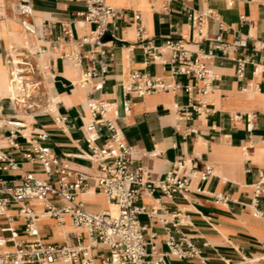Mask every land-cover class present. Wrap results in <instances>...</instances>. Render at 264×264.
Returning <instances> with one entry per match:
<instances>
[{
    "label": "crops",
    "instance_id": "0c3cea01",
    "mask_svg": "<svg viewBox=\"0 0 264 264\" xmlns=\"http://www.w3.org/2000/svg\"><path fill=\"white\" fill-rule=\"evenodd\" d=\"M104 1L128 15L118 21L116 40L103 38L105 50L113 53L107 73L102 78L90 79L82 86L79 82L81 72L90 62L86 58L73 62L67 55L87 51L89 45L79 48L72 42H63L61 24L69 22L74 40L88 35L93 25L78 22L82 17L76 15L85 10L86 1L31 0V21L37 31L50 40L46 43V51L38 56L35 53L37 42L33 37L30 38V46L25 47L24 37L18 40L13 34L16 31L22 35L18 0H0V70L7 68L9 80L8 54L15 49L21 58L28 57L39 82L32 98L39 108L36 112H22L10 97H0V120L3 119L0 124V153L12 157L16 164L15 167L0 169V180L17 182L30 172L44 178L39 164L23 159L22 152L32 144L48 146L71 168L86 173L91 192L88 190L77 195L86 209L99 212L107 208V200L95 187L97 164L89 160L91 149L86 142L83 125L89 117L88 100L110 101L118 112L115 118L118 128L126 143L136 150L135 162L143 166L151 178L162 177L179 159H192L199 168L209 166L212 169V174L205 180L192 178L188 190L182 194L167 197L157 191L153 196L143 195L140 199L145 211L138 220L147 226L146 233L151 242L161 251L166 250L165 231L148 214L151 207L156 206L155 197L169 211L179 209L189 217L190 225L183 231L192 237L199 253L185 259L168 256L167 262L264 264V216H255L251 208L253 185L262 182L264 186V70L254 71V67L264 65V0ZM207 10H211L212 15L205 17L203 32L197 35L188 14ZM133 12L141 14L144 35L153 46L148 55L136 42L131 20ZM220 32L223 41L234 47L229 54L215 41ZM180 36H184L186 46L191 50L212 52L206 63L218 78L214 81L213 91L206 97L205 106L194 109L193 105L198 106L197 95L195 99L188 100L183 89H168L141 97L132 94L130 110L124 113L122 103L126 97L122 84L130 72H145L168 86L174 82L168 63L151 60L146 64L145 58L160 53L162 59L168 60L169 51L161 50L163 43L168 38ZM236 58L247 60L242 75L237 73ZM177 81L180 84L193 82L191 77L183 75L177 77ZM100 82L102 88L96 89ZM53 97L59 99L53 103ZM9 102L13 104L12 111L8 109ZM52 104L56 111H43V107L52 108ZM247 113L253 114L250 130L246 128L245 117L234 119L236 114L245 116ZM56 116H65L66 119L58 122ZM10 122L17 124V146L9 142ZM40 135H45V138H40ZM104 136V132H100L94 142L96 146L103 145ZM4 164L6 162H0V165ZM218 194L227 199H217ZM25 204L33 210L41 209L33 201ZM19 207L12 204L8 208V214L13 216L11 221L0 215V236L5 238L0 251H11L16 240L27 238L24 220L17 216ZM257 207L264 213V194L258 199ZM67 223L70 224L68 218L63 225ZM46 225L50 226V233L46 232ZM63 225L51 217L39 219L40 238L47 243L64 242L66 232H61ZM107 253L101 247L92 250L97 261Z\"/></svg>",
    "mask_w": 264,
    "mask_h": 264
},
{
    "label": "built area",
    "instance_id": "2783aa9c",
    "mask_svg": "<svg viewBox=\"0 0 264 264\" xmlns=\"http://www.w3.org/2000/svg\"><path fill=\"white\" fill-rule=\"evenodd\" d=\"M85 1V10L77 12L76 15L82 17V21L78 22L93 25L88 35L74 40L69 22L61 24L63 42H72L79 48L89 45L87 51L67 55L73 62H79L82 58L90 62L81 72L82 86L90 79L102 78L107 73L113 53L105 50L106 42L103 38L109 35L110 39L116 40L118 21L128 15L121 9L107 5L104 0ZM18 8L24 46H30V38L33 37L37 42L35 53L40 56L46 51V43L50 40L44 33H39L31 21V0H18ZM209 15H212L211 10L188 14L195 34H202L204 19ZM131 20L135 27L136 42L144 49L146 55L150 54L153 46L144 35L141 14L133 12ZM220 29H223L222 24ZM215 41L221 44L225 53L233 51L234 47L223 41L221 32L216 35ZM164 49L169 51L168 60L162 59L160 53H156L152 58L147 56L145 63L149 64L151 60L168 63L174 82L168 86L145 72H130L122 84L126 97L122 103L124 113L130 110L132 94L141 97L168 89H183L188 100L195 99L197 95L198 106L193 105L194 109L205 106L206 97L213 91L214 81L218 78L213 68L206 63V60L212 57V52L191 50L186 46L184 36L166 39L161 50ZM15 51H9L7 60L10 65L9 85L12 86L10 99L20 111L33 113L39 109L32 99L39 82L28 57L21 58ZM235 61L237 73L242 75L247 60L236 58ZM263 70L264 65L260 68L254 67V71ZM182 75L191 77L193 82L180 84L177 77ZM95 88L101 89V82ZM86 105L89 117L83 128L86 132V142L91 149L89 160L97 164L95 187L113 208L108 206L99 212L87 210L77 198L78 194L89 189L86 173L71 168L64 158L53 153L48 146L32 144L22 152V157L26 161L39 164L45 177L39 178L30 172L24 174L17 182L0 180V215L7 216L11 221L13 216L8 214V208L12 204H18L20 207L17 216L24 220V231L27 235L26 239L15 241L13 250L0 251V264H53L57 261L71 264H169L166 260L168 256L185 259L197 255L199 251L192 237L183 231L184 227L190 225L188 215L179 209L169 211L160 203L158 197H155L156 206L151 207L148 214L155 218L165 231L166 250L161 251L155 246L146 233L147 226L138 220V216L145 211L140 199L143 195L153 196L157 191L167 197L182 194L188 190L192 178L205 180L212 174V169L209 166L201 169L192 159H179L162 177L151 178L144 167L135 162L133 156L136 150L126 143L115 122L118 115L115 104L96 99L88 100ZM43 108L52 111L48 106ZM243 117L247 130H250L253 114H236L234 119L240 120ZM65 119V116L55 118L58 122ZM9 124V142L12 146H17V124ZM100 132L105 134L104 143L102 146H96L94 142L99 138ZM39 137L45 138V135ZM0 162H6L0 165V169L16 166L13 158L3 152L0 153ZM263 194L262 182L254 184L251 208L255 216H264L263 211L257 207L258 199ZM217 199L225 201L227 198L218 194ZM27 201L36 202L41 209L33 210L25 204ZM41 216L54 218L59 225H63L68 218L73 230L66 232L62 243L44 242L37 227ZM4 241L5 238L0 236V244ZM98 247L108 252L99 261L92 254V250Z\"/></svg>",
    "mask_w": 264,
    "mask_h": 264
},
{
    "label": "bare ground",
    "instance_id": "6f19581e",
    "mask_svg": "<svg viewBox=\"0 0 264 264\" xmlns=\"http://www.w3.org/2000/svg\"><path fill=\"white\" fill-rule=\"evenodd\" d=\"M219 27V26H218ZM13 34L15 35V38H18V40H20L21 38H22V36H23V34L20 36L19 34H18V32H13ZM17 46V45H16ZM4 48V47H3ZM7 48V47H6ZM6 48H4V49H6ZM30 48V47H29ZM40 58V57H39ZM38 58V59H39ZM41 63V62H40ZM7 67V66H6ZM7 68H2L1 70H0V97H3V99H6V98H9L10 97V90L12 91V86H10L9 85V80H8V76H7V70H6ZM45 70V69H44ZM50 74V73H49ZM52 74V73H51ZM49 79V78H48ZM77 81H74V83H76ZM80 82V81H79ZM45 88V87H44ZM47 95H48V93H47ZM51 97V96H50ZM59 98L58 97H53V99H52V102L54 103L55 101H57ZM61 99V98H60ZM13 106V104H12V102H9V104H8V109H9V111H12V107ZM52 109H54V105L52 104ZM74 108V107H73ZM13 109H14V107H13ZM44 109V108H43ZM55 110V109H54ZM43 111H45V110H43ZM56 111V110H55ZM75 112V111H74ZM12 113V112H11ZM18 113V112H17ZM54 113V112H53ZM7 114V113H6ZM24 116V115H23ZM87 118H85V120H86ZM3 120V119H2ZM2 120H0V124L3 122ZM6 140V139H5ZM7 142V141H6ZM3 150V149H2ZM5 150V149H4ZM190 158V157H189ZM16 173V172H15ZM89 190V189H88ZM87 190V191H88ZM86 191V192H87ZM89 192H91V189L89 190ZM85 193V192H84ZM83 196V195H82ZM85 196V195H84ZM90 196V195H89ZM107 202V201H106ZM107 205L110 207V208H113V206L112 205H110V204H108L107 203ZM234 205V204H233ZM42 218H46L45 216H41L40 217V219H42ZM68 228V229H70V228H73V226L72 225H70L69 223H67L65 226L63 225V227L62 228ZM62 233H64L63 231H61ZM65 232H67V231H65ZM66 235V233H64V236ZM209 262V261H208ZM59 264H62L61 263V261L60 262H58ZM58 263H54V264H58ZM207 263V262H206Z\"/></svg>",
    "mask_w": 264,
    "mask_h": 264
},
{
    "label": "rangeland",
    "instance_id": "374dc122",
    "mask_svg": "<svg viewBox=\"0 0 264 264\" xmlns=\"http://www.w3.org/2000/svg\"><path fill=\"white\" fill-rule=\"evenodd\" d=\"M13 32H15V31H13ZM72 229L73 228L68 229L67 227L66 228L64 227V228L61 229V231L65 232V231H69V230H72ZM45 230H46V232L50 233L51 232L50 226L49 225H46L45 226Z\"/></svg>",
    "mask_w": 264,
    "mask_h": 264
},
{
    "label": "water",
    "instance_id": "95a60500",
    "mask_svg": "<svg viewBox=\"0 0 264 264\" xmlns=\"http://www.w3.org/2000/svg\"><path fill=\"white\" fill-rule=\"evenodd\" d=\"M108 37H109V35H106V36H105V39H108Z\"/></svg>",
    "mask_w": 264,
    "mask_h": 264
}]
</instances>
